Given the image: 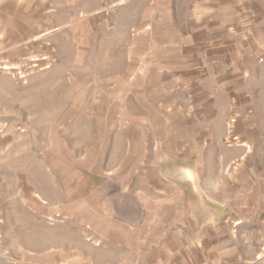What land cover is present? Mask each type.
Here are the masks:
<instances>
[{
    "label": "rangeland",
    "instance_id": "obj_1",
    "mask_svg": "<svg viewBox=\"0 0 264 264\" xmlns=\"http://www.w3.org/2000/svg\"><path fill=\"white\" fill-rule=\"evenodd\" d=\"M124 2L0 0V264H196L186 250L204 246L208 227L224 248L235 242L250 256L262 246L227 223L241 207L226 202L245 193L226 180L246 155L237 149L251 147L238 117L221 128L206 110L215 102L208 65L167 66L154 50L165 37L155 27L178 21L188 2L170 0L154 22L139 14L146 0ZM191 68L196 75H183ZM256 75L253 85L264 72ZM180 191L190 224L178 220L181 209L144 205ZM85 207L104 208L114 223L82 217ZM180 238L186 249L173 246Z\"/></svg>",
    "mask_w": 264,
    "mask_h": 264
},
{
    "label": "crops",
    "instance_id": "obj_2",
    "mask_svg": "<svg viewBox=\"0 0 264 264\" xmlns=\"http://www.w3.org/2000/svg\"><path fill=\"white\" fill-rule=\"evenodd\" d=\"M124 1L126 0H118V6L124 5ZM146 1V8H141L139 14H147L149 22H154L152 12L155 10L167 13L171 9L170 6L164 5L170 0ZM179 1L188 2L184 5L186 12L184 11V14L179 16L178 21L171 19L165 21V26L162 28L155 27L154 35L163 32L161 34L165 37L156 39L160 41L156 42L154 50L166 52L163 57L167 60V66H172L176 60L177 63L181 61L183 67L194 64L208 65L206 88L214 93L215 102L209 105L210 107L207 106L206 110L217 112L218 120H221V128L222 121L229 116L238 117L236 131L243 137V141L251 142V147L248 152L241 148L237 149L238 154L245 153L246 155L240 165L238 176L226 180L232 187L238 182V187L245 193L241 199L226 202L228 206L241 207L238 216H232V220L227 223L230 227L234 224L239 225L246 232L251 231V237H257L262 244L260 247L256 245L252 247V250L256 252L253 251L254 256H248L245 249L241 248L240 244L236 245L235 242L231 243L232 245L226 242L227 247L224 248V245L220 244L222 243L221 232L216 229L217 227H208L203 236L204 246H196L186 251L194 253L196 264H222L224 262L225 264H264V76L261 77L259 84H252L257 77V70L264 72V2L260 0ZM205 1H210V3ZM196 2H201V4L196 5ZM68 3L70 4V2L66 4ZM208 10L215 12L207 14ZM252 13L257 18L255 21L248 19ZM214 43L218 46V50L211 52L207 48ZM188 74L192 76L197 72L191 68L183 75ZM202 94L204 97L206 91ZM249 110H252V114L249 119H246ZM199 140L193 136L192 145L199 143ZM206 174L210 177L209 181H213L211 176L214 174ZM226 181H224L225 185ZM174 199V202L160 200L153 203L154 205L144 199V205L150 206V211L154 209L156 214L168 208L181 209V212L177 213L178 220H182L183 224H190L191 220L185 217L183 210L186 207L189 208L191 202L181 191L174 194ZM146 207L145 217L150 218ZM84 209L80 212L82 217L94 220L96 216L98 219L94 221L104 225L112 221L114 223L115 218L110 217L112 213L106 212L104 208L101 210L99 207H85ZM181 242L185 241L180 238L178 243L176 241L177 246H173L186 249V244L185 247ZM40 244L39 238L38 247ZM251 257L254 258L253 261ZM15 264H28V262L26 260L17 261ZM29 264H43V262L40 258ZM180 264H187V261L186 263L180 261Z\"/></svg>",
    "mask_w": 264,
    "mask_h": 264
},
{
    "label": "water",
    "instance_id": "obj_3",
    "mask_svg": "<svg viewBox=\"0 0 264 264\" xmlns=\"http://www.w3.org/2000/svg\"><path fill=\"white\" fill-rule=\"evenodd\" d=\"M208 206H210V207H216V206H219V205H217L215 202H212L211 200H209L208 199V201H207V203H206ZM220 207V206H219Z\"/></svg>",
    "mask_w": 264,
    "mask_h": 264
},
{
    "label": "built area",
    "instance_id": "obj_4",
    "mask_svg": "<svg viewBox=\"0 0 264 264\" xmlns=\"http://www.w3.org/2000/svg\"><path fill=\"white\" fill-rule=\"evenodd\" d=\"M233 122H235V120H233ZM233 122H232V123H233ZM229 127H230V129H231V127H232L231 123L229 124ZM235 139H237V137H236Z\"/></svg>",
    "mask_w": 264,
    "mask_h": 264
}]
</instances>
